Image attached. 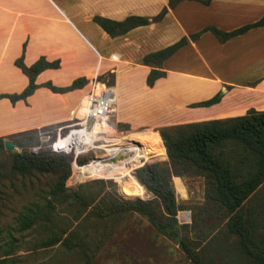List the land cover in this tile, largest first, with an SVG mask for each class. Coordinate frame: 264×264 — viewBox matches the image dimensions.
<instances>
[{"label": "crops", "instance_id": "0c3cea01", "mask_svg": "<svg viewBox=\"0 0 264 264\" xmlns=\"http://www.w3.org/2000/svg\"><path fill=\"white\" fill-rule=\"evenodd\" d=\"M263 15L264 0H0V137L71 123L86 85L53 91L44 83L64 87L106 66L127 82L145 85L136 105L161 120L157 126L264 110V22L255 24ZM94 17L146 21L114 26L110 34ZM246 25L226 38L212 32ZM180 39L161 63L163 74L146 85L150 67L141 57ZM40 56L57 60V67L41 70L32 92L11 101L5 94H17L28 83L15 61L28 66ZM217 93V101L197 104ZM172 182L177 190L182 186L178 176Z\"/></svg>", "mask_w": 264, "mask_h": 264}, {"label": "rangeland", "instance_id": "374dc122", "mask_svg": "<svg viewBox=\"0 0 264 264\" xmlns=\"http://www.w3.org/2000/svg\"><path fill=\"white\" fill-rule=\"evenodd\" d=\"M121 73L113 66H106L104 71L99 67L89 72L82 84L86 89L87 82L95 79L116 97L102 133L94 134L85 150H77L75 154L73 150L66 154L55 153L49 147L52 133L46 139L39 137L40 132L63 124L3 138L14 143L12 151L0 149V258H6L7 263L193 264L181 250L180 237L201 251L202 257L212 264H220L240 251L239 236L225 232L229 214L206 198L204 177L199 175L178 176L182 181L178 190L172 182L174 175L168 178L176 204L174 231L168 226L165 232L158 231L139 211L107 207L113 200L155 199L136 180L134 170L144 163H166L158 131L161 127L175 126H157L161 120L154 121L136 105L145 85L136 80L127 82L121 78ZM154 133L160 140L153 139ZM131 144L138 147L137 153L124 164L105 161L109 151H114L108 148ZM20 152L50 156L59 164L56 172L11 175L9 154ZM58 176L65 188L61 193L68 197L52 199L48 192ZM74 194H81V199H72ZM260 202L264 203V180L242 201L243 214L253 208L260 217ZM27 208L37 211L36 221L31 227L18 231L17 216ZM261 231L264 232V228ZM51 232L58 236V241L43 246V238ZM255 237L260 238V224Z\"/></svg>", "mask_w": 264, "mask_h": 264}, {"label": "trees", "instance_id": "16d2710c", "mask_svg": "<svg viewBox=\"0 0 264 264\" xmlns=\"http://www.w3.org/2000/svg\"><path fill=\"white\" fill-rule=\"evenodd\" d=\"M208 2V0H201ZM94 21L108 33H113L117 25L128 26L145 23L144 18L128 17L126 21L117 23L105 18L94 17ZM264 22V15L255 24ZM248 25L229 32L212 29L220 38L240 33ZM183 39L162 49L144 54L140 62L150 67L146 77V85H151L157 77L163 74L162 61L168 57ZM21 71L27 76L28 83L17 94H5L11 101L30 94L37 86L35 76L45 68L57 67V60L46 61L43 56L25 66L20 59L15 61ZM86 80L76 78L64 87L52 86L44 83L53 91H65L82 86ZM219 94L200 101L198 105H207L218 100ZM159 135L165 148L167 161L144 163L134 170L136 180L155 196V199L141 201L128 200L110 201L107 207L132 209L146 215L150 223L158 230L165 232V226L170 231L176 230L174 214L176 204L174 192L169 184V177L194 176L204 177V193L208 200L215 203L216 208L223 209L229 214L225 223V232L239 236L240 251L234 257L224 260L220 264H264V203L260 202V217L253 208H248L244 215L241 209L242 201L264 180V110L248 109L245 114L222 119H210L201 122H188L159 129ZM3 138L0 137V149ZM2 151V150H1ZM10 174L19 175L37 172H56L57 164L48 155L38 153H10ZM2 172L0 171V178ZM62 178L58 176L56 182L49 189L52 199L68 197L64 191ZM81 194L72 195V199L80 200ZM37 212V211H36ZM36 212L27 208L17 216L18 231L31 227L36 221ZM258 215V216H256ZM38 219V218H37ZM260 224V238H256V231ZM58 241L54 233L48 234L42 240L43 246H49ZM179 244L185 256L193 264H212L202 257V252L192 248L186 240L180 237ZM0 264H9L6 258H0Z\"/></svg>", "mask_w": 264, "mask_h": 264}, {"label": "built area", "instance_id": "2783aa9c", "mask_svg": "<svg viewBox=\"0 0 264 264\" xmlns=\"http://www.w3.org/2000/svg\"><path fill=\"white\" fill-rule=\"evenodd\" d=\"M114 100V93L102 86L95 79L87 82L85 92L79 101L75 121L58 125L49 131L39 133V137H50L49 147L55 153H69L76 146H80L78 152H81L87 144L90 143L94 134L102 133L105 120L111 111V105ZM103 124V125H102Z\"/></svg>", "mask_w": 264, "mask_h": 264}, {"label": "bare ground", "instance_id": "6f19581e", "mask_svg": "<svg viewBox=\"0 0 264 264\" xmlns=\"http://www.w3.org/2000/svg\"><path fill=\"white\" fill-rule=\"evenodd\" d=\"M79 148H80V146H76L74 151L77 152V150ZM109 149H112L114 151H109L110 153L107 155L108 157L115 156L118 152L123 151L124 154L126 155V157L123 160H121L119 163L124 164L125 162H127L128 160H130L131 158H133L135 156V154L137 153L138 147L135 144H131L130 146L118 145V146L108 148V150ZM132 183L134 184V186L136 188L137 187L136 183L134 181Z\"/></svg>", "mask_w": 264, "mask_h": 264}, {"label": "water", "instance_id": "95a60500", "mask_svg": "<svg viewBox=\"0 0 264 264\" xmlns=\"http://www.w3.org/2000/svg\"><path fill=\"white\" fill-rule=\"evenodd\" d=\"M41 139H45V137H40ZM14 143L9 140L3 141V148L6 150H13ZM126 157L123 151L118 152L115 156L108 157L105 159V161H109L112 163L118 164L121 160H123Z\"/></svg>", "mask_w": 264, "mask_h": 264}]
</instances>
